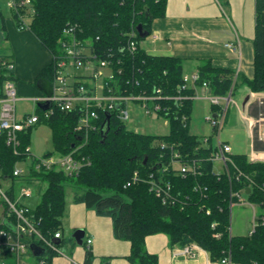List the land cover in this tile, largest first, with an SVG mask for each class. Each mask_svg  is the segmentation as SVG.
<instances>
[{
  "label": "trees",
  "instance_id": "16d2710c",
  "mask_svg": "<svg viewBox=\"0 0 264 264\" xmlns=\"http://www.w3.org/2000/svg\"><path fill=\"white\" fill-rule=\"evenodd\" d=\"M32 3L35 13L29 28L53 55L52 62L39 73L36 85L40 77L54 80L62 30L68 24H77V33L86 41L84 45L89 51L97 59H107L113 65L116 79L110 84L116 90L126 94H151L155 88H161L163 94L179 93L184 81L182 60L173 55L149 52L141 44L145 37L138 29L141 24L150 35L153 20L166 13L167 0H32ZM27 9L29 7L22 11ZM13 14L18 22V13L13 11ZM133 33L137 41L135 51L129 48ZM254 44L255 75L244 82L252 91H264V0H256ZM119 69H122L120 73ZM198 71L197 85L207 81L216 94H227L232 86L234 92L237 89L239 75L235 80L234 70L215 67L211 61H205ZM194 90L191 87L187 93L193 94ZM162 103L171 108L169 112H160L170 120L169 134L152 135L128 129L117 116L119 110L116 108L110 113L109 131L103 142V129L106 128L103 125L109 111L100 110L99 128L90 133L79 151L89 158V163L78 174L69 175L53 169L35 171L27 178L41 194L34 211L41 219L42 231L48 237L60 231L63 245L76 243L74 237L65 238L63 227L66 190L71 184L77 188L75 202L94 208L98 215L112 218L114 236L131 242L127 258L132 264H159V256L146 248V237L159 232L168 235L171 246L198 244L213 262L230 255L236 263L264 264V224L258 225L252 233L233 234L230 206L231 200L236 199L234 193L244 192L264 215V161H253L244 153L233 154L237 167L254 180L251 185L244 177L238 178L233 168L230 176L213 174L211 161L206 163L201 176L169 174L180 201L174 205L164 203L151 189L146 179L158 170L161 155L165 153L161 142L181 143V151H188L191 156L210 152L206 148L197 152L201 139L189 131L193 100H185L181 107L175 101ZM42 111L38 105L36 112L41 114ZM183 114L188 116L187 122H183ZM80 116L78 110L57 109L39 122L48 123L52 128L55 150L47 153L66 154L82 142L75 131ZM35 126L20 134L21 149L29 144ZM22 158L14 153L4 136L0 137V160L7 173L12 174L15 164ZM136 172L138 177L134 179ZM53 255L45 254L48 262ZM92 259L93 253L87 249L84 264H91ZM104 264L110 263L104 260Z\"/></svg>",
  "mask_w": 264,
  "mask_h": 264
},
{
  "label": "built area",
  "instance_id": "2783aa9c",
  "mask_svg": "<svg viewBox=\"0 0 264 264\" xmlns=\"http://www.w3.org/2000/svg\"><path fill=\"white\" fill-rule=\"evenodd\" d=\"M7 4L12 11L18 13V27L21 29L30 27L32 16L35 13L32 0H7ZM28 7L26 12L22 11ZM77 31V24H68L62 30L54 80L51 81L53 93L51 95L43 93L34 98L37 103L49 102L50 104L48 108H43L41 114L33 112L19 117L17 103L20 96L15 75V61L9 55L0 54V137H5L6 143L13 148L14 153L23 157L21 160L28 161L25 167H21L19 166L21 160H19L11 174V172L5 171L0 160V204L3 206V214L0 218V224H2L0 227V264H26V257L33 254L32 244L39 245L45 250L44 254L36 256L40 264H47L46 253L55 255L65 252V245L61 244V232H56L53 237L46 236L40 227L41 219L34 211L35 206H30L27 203L33 198L35 189L37 190L35 185L27 181V178L31 177L35 171L53 169L62 170L69 175L78 174L89 163V158L81 155L79 149L88 141L90 133L99 128L100 110L111 113L117 108L119 110L117 116L126 120L131 117L128 108L129 102H140L147 114L169 112L170 105H165L162 101H175L181 107L187 99L206 98L213 106L217 107L214 114L207 115L206 120L210 122L218 137V145L214 146L211 143V138L205 137L201 139V147L196 149L197 152L204 148L210 149L209 154L191 156L188 151H181V143L169 141L160 143L165 153L161 155L158 170L151 172L146 180L164 203L174 205L180 202L179 196L174 193L172 182L168 178L169 174L175 173L182 177L201 176L204 174L206 163L210 161L213 162V174L218 176L228 174L230 176L231 168H233L238 178L242 176L249 180L250 185L254 183L251 176L237 167L233 158L232 146L221 139V131L227 119L229 107L236 104L233 97V86L227 94H216L207 81L197 85L196 82L200 79V73L197 71L191 75L183 76L184 81L179 86V93L176 95L163 94L161 88H155L151 94H126L122 90L120 92L110 84L112 80L116 79L113 65L107 59H97L84 45L86 41L78 35ZM134 35L135 33L132 34V37ZM155 37L157 36L155 35ZM227 45L234 46L232 42ZM129 48L131 51H135L137 48L135 39L130 40ZM79 68L85 71H76ZM121 71L122 69H119V73ZM237 77L238 73L235 72V80ZM197 86H201L200 92L195 89L193 94L187 93L191 87L196 88ZM57 109L80 112L81 116L75 131L80 135L82 142L78 146L75 144L74 149L66 154L54 152L37 156L32 153L30 144L21 149L20 134L49 118ZM181 118L183 122L188 120L186 114H183ZM254 124L259 127L258 139L264 141L263 120L259 119ZM257 161L259 160L257 159ZM217 162H221V166L217 167ZM134 176V179H137L138 172ZM17 179L24 183L17 184L15 182ZM34 180L38 182V179ZM234 195L236 199L231 200V208L236 204H254L244 192L237 191ZM261 223L264 224V215L254 213L249 232H254ZM92 241L91 237L83 240L87 249H90ZM178 247L175 250L176 253L194 256L200 246L191 243ZM216 262L219 264H244L233 262L230 255Z\"/></svg>",
  "mask_w": 264,
  "mask_h": 264
},
{
  "label": "crops",
  "instance_id": "0c3cea01",
  "mask_svg": "<svg viewBox=\"0 0 264 264\" xmlns=\"http://www.w3.org/2000/svg\"><path fill=\"white\" fill-rule=\"evenodd\" d=\"M255 26L256 0H226L225 3L221 0H167L166 13L153 20L151 41L144 47L154 54L180 58L184 75L197 72L205 61L237 72L239 80L235 92L237 90L239 99H235V105L240 119L247 122L246 131L252 139L254 153L250 157L226 142L232 146L233 154L244 153L253 161H264V141L256 137L254 124L264 118V91H252L244 82L255 75ZM5 27L11 44L9 56L15 61L20 100L35 101L34 98L44 93L36 85V79L41 70L52 62L53 55L29 27L21 29L12 19L5 20ZM229 42L234 46H228ZM195 89L198 92L202 90L201 86ZM26 113L29 112L21 116ZM69 214V224L83 228L85 234L93 239L91 264H104V260L110 264H132L127 258L131 242L114 236L112 218L98 215L94 208L80 202L71 204ZM78 244L70 242L67 245L71 256L66 252L55 254L47 264H84L87 247L84 243L82 246ZM178 246H171L168 235L163 232L146 237V248L159 256V264H219L211 261L209 253L201 247L194 256H186L175 252ZM35 263L40 264L39 259Z\"/></svg>",
  "mask_w": 264,
  "mask_h": 264
},
{
  "label": "rangeland",
  "instance_id": "374dc122",
  "mask_svg": "<svg viewBox=\"0 0 264 264\" xmlns=\"http://www.w3.org/2000/svg\"><path fill=\"white\" fill-rule=\"evenodd\" d=\"M222 2L225 3L224 1ZM6 19H12L17 22L12 9L7 4V0H0V54L9 55L11 54V44L8 37V29L5 27ZM142 41L145 43H143V46H146L147 43L151 41V36L148 35L147 37L143 38ZM76 71L84 72L85 70L79 68ZM233 97L235 99H239L237 90L234 93ZM17 106L19 117L24 112L31 113L37 108L35 101H31L28 99H21L20 101H18ZM128 108L130 110L131 117L129 119L123 120L126 128L152 135H166L170 133L171 125L168 118L157 113L147 114L145 112V109L141 106L140 102H129ZM214 108L216 107H214L212 103L206 98L194 99L193 111L191 112L189 120V131L191 134L199 136L200 139L210 137L211 143L214 146H217L218 137L214 132L210 122L206 120L207 115L214 114ZM262 119L264 122V118ZM246 128L247 122L240 119L237 106L235 104L230 105L227 119L221 131V139L223 141L232 143L236 151H244L251 157L254 153V146L251 137L247 134L248 131H246ZM256 134V137L259 138L258 125H256ZM29 144L31 146L32 153L37 156H42L49 151L55 150L51 126L48 123H38L31 131ZM27 162V160H21L19 162V166L25 167ZM216 166H221V162H217ZM15 182L19 185L24 183V181L19 179H17ZM76 189L77 188L75 186L69 184L66 190L67 209L65 217L63 218V227L64 236L69 240L71 239V237H73V233L75 232V230L79 228H74L69 224V208L71 204L75 203L74 194ZM40 195V192L35 189L33 198L28 200L27 203L30 206H35L41 197ZM253 205L251 203H247L236 204L233 206L231 214V231L233 234L242 235L249 232V229L251 228L253 222V214H259L261 211L258 205ZM2 214L3 206L0 204V218L2 217ZM87 237V234H85L84 240ZM79 246L82 245L80 244ZM65 252L67 255L71 256L70 248H68L67 245L65 246ZM28 257H30L29 259L26 258L28 264H36L35 262L38 258L34 254H30ZM102 259L104 260V258Z\"/></svg>",
  "mask_w": 264,
  "mask_h": 264
},
{
  "label": "water",
  "instance_id": "95a60500",
  "mask_svg": "<svg viewBox=\"0 0 264 264\" xmlns=\"http://www.w3.org/2000/svg\"><path fill=\"white\" fill-rule=\"evenodd\" d=\"M138 29H139L140 34H141L142 37L148 36L149 32L147 30H143L141 24L138 26ZM37 86L42 91H44V93L47 94V95H51L53 93V85H52V82L47 77H40L37 80ZM39 105L42 108L45 109V108H48L50 104H49V102H39ZM110 116H111V114L109 112L107 114L105 123L103 125V128L106 125V128L103 129V142L105 141V138H106V136L108 134V131H109ZM79 139H80V137H79ZM84 236H85V230L83 228H78L73 233V237L75 238L76 242L79 243V244H83V238H84ZM32 249H33V254L35 256H40V255L44 254V251H45L43 247H41L39 245H36V244H32Z\"/></svg>",
  "mask_w": 264,
  "mask_h": 264
},
{
  "label": "bare ground",
  "instance_id": "6f19581e",
  "mask_svg": "<svg viewBox=\"0 0 264 264\" xmlns=\"http://www.w3.org/2000/svg\"><path fill=\"white\" fill-rule=\"evenodd\" d=\"M133 38V37H132ZM190 100V99H189ZM102 122V121H101Z\"/></svg>",
  "mask_w": 264,
  "mask_h": 264
}]
</instances>
